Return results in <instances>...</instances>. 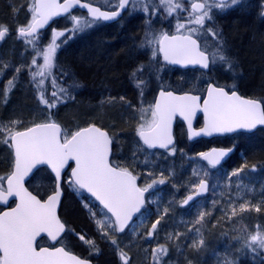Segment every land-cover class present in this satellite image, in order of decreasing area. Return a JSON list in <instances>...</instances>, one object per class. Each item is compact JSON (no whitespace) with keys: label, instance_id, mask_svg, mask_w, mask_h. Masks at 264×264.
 <instances>
[{"label":"snow or ice","instance_id":"1","mask_svg":"<svg viewBox=\"0 0 264 264\" xmlns=\"http://www.w3.org/2000/svg\"><path fill=\"white\" fill-rule=\"evenodd\" d=\"M130 0H119L118 9L124 10L129 6ZM138 0H132L131 7L133 10L137 7ZM242 0H203L195 2L189 0L191 10L188 11L183 7L181 0H159V4L153 5V8L162 7L168 16L180 11H188L186 24L177 23L176 30L179 33L185 29L184 35L168 36L162 33L159 38L149 30L145 33V40L148 44L156 43L160 45V51L164 54V60L171 64H192L199 65L203 69H210V64L225 65L227 70L235 72V62L227 54V48L222 33L214 25L205 27L206 21H213V9L223 12L233 6L239 5ZM81 6L89 10L91 19L82 22L75 15L71 16L74 26L69 30L76 33L95 25L98 21H110L120 16V11H101L99 7H92L90 4H81V0H65L60 4L57 0H38L30 8L32 13L31 22L26 27H20L18 33L21 37L35 38L38 28H43L48 21L54 16H60L62 13H70V9ZM141 11L147 13L149 4L143 3ZM187 25H196L198 27H187ZM8 29L0 27V41H2ZM210 34L214 43L209 46L205 40V47L201 49L198 39L193 38V34ZM65 36L64 32H54L53 38L47 45V51L43 53L44 66L37 72L32 73V79L37 76L41 77L36 83L37 89L40 90L39 100L49 109L55 108L58 103L72 98L69 88L76 89L81 85L75 80L69 87L57 83V79L52 75V69L55 67V53L60 47L56 38ZM149 36L152 38L149 39ZM65 41H61L63 44ZM34 43V39L29 40ZM143 46V45H142ZM155 55V53H153ZM35 63V60H33ZM143 70V66L134 70L131 74L135 86L141 90L144 81L137 76L138 72ZM19 72V69H16ZM47 74V75H46ZM71 74L61 71V76H70ZM50 77V86L52 88L51 98L45 96L43 87L45 80ZM15 77L9 80L10 91L15 87L13 81ZM233 85V89H234ZM160 99L155 102L151 111V121L141 123L137 129V135L143 141L144 145L149 148L157 146L168 148L173 143L170 132L171 121L179 113L188 120L189 128L192 125V117L200 108L199 96L182 95L176 96L171 91H161ZM5 94V101H6ZM123 99V97H121ZM203 112L207 117V126L201 129V132H193V135L201 133L211 135L212 131L233 132L237 128L253 129L258 124L264 125V103L257 99H245L237 95L233 90L231 94L224 87L210 84L207 88V99L203 104ZM16 122H13L15 124ZM5 133L10 137V147L14 148L15 154V171L8 178L9 195L19 196L20 203L12 208L9 212L0 215V264H88L76 256L70 255L63 247L54 249L41 248L37 250L34 246L35 238L41 233H47L52 240H57L58 234L65 230V224L60 221L56 215V205L60 193L51 195L41 202L36 196L32 195L27 189L23 188V177L37 164L51 165L56 177L59 178L60 170L69 160L75 161V169L71 175L74 177L73 184L80 189H86L97 200L103 204L104 208L112 214V218L97 220L99 229L105 236L108 232L105 230V223L114 232H123L128 222L132 219L134 213L140 212L144 207V193L153 188L156 184H163V178L153 180L144 188L137 186V176L133 175L128 168L114 166L109 162L112 139L108 132L103 131L95 124L80 129L71 135L61 136L60 125L54 121L48 123L36 124L26 131H15L11 128H5L0 125V142L9 144V139L5 138ZM173 154L175 148L171 149ZM228 151L220 150L213 153H201V157L208 161L211 167H215L220 160L228 154ZM239 170L232 175H238ZM207 173H205L206 175ZM13 181H15V193H13ZM199 191L196 195L208 191L207 182L201 180L198 184ZM193 195H189L183 204L187 205L193 200ZM0 200L7 203L3 193H0ZM246 205H241V210ZM259 211V208H256ZM166 214V213H165ZM235 210H233V215ZM163 217L161 216V219ZM204 213H199V220H203ZM199 222V221H197ZM160 220L157 219L151 225L148 235L155 232ZM71 232V229H68ZM177 239L179 236L177 235ZM84 240L83 236L79 237ZM93 244V241H85ZM116 244L115 239L112 240ZM203 240L198 245L202 246ZM253 252L264 250V233L257 230L256 234L250 235L245 245ZM124 264H127L128 258L124 252L120 253ZM167 255V248L159 246L153 251V257L156 264H159V258ZM231 264V262H228Z\"/></svg>","mask_w":264,"mask_h":264},{"label":"rangeland","instance_id":"2","mask_svg":"<svg viewBox=\"0 0 264 264\" xmlns=\"http://www.w3.org/2000/svg\"><path fill=\"white\" fill-rule=\"evenodd\" d=\"M28 1L26 3L24 2L26 6H24L23 10L25 12H28L31 8L30 2ZM90 1L103 6V8L110 9L118 6L119 2V0ZM143 3L149 4V11L147 13L142 11V13L145 14L147 22L145 23V28L142 30L143 34L141 35V27H138V20L141 18H134V15L137 11H141L140 8ZM241 3L246 7V9H248L246 12L250 13V15L252 13V11H250V6L252 4L257 5L260 14L258 20L259 22L264 21V17H262V14L264 15V0H259L258 4H255L251 0H243ZM158 4L159 0H138L136 9L133 10L131 7L127 11L124 19L120 22V24H118L121 30L116 33L112 31L111 28L103 29L105 30L103 32L98 31L99 29L103 28H100V26L97 25L98 23H102L101 21H98L95 25L88 27L83 31L70 34V32L68 33V29L71 27L72 23L74 24V21H72V19H65L59 21L56 26L53 27V30L49 31L47 34L42 33L35 36V38L16 36L5 39V41L0 44L1 100L2 97H4L3 94L5 89L7 85H9L8 82L11 80L10 78L14 72V74H17L20 73V71H26L25 74L29 75L30 72L27 71H29L31 68L33 72H37L44 66L43 53L47 51V45L53 38L54 32L65 33V36H62L64 37L63 41L65 42L57 49L55 53V61L61 47L69 45L73 39H79L80 41L83 39L85 41L86 39V41H88L90 37H96V40L100 43H104V45H113V43L120 45L121 42L127 45L125 53L129 52L131 49V52L135 54V57L139 54L142 55L141 59H143L140 60L141 64L139 66L150 67V72H148L146 76L141 79L144 81V89L142 94L139 93L138 95L134 90L133 93L128 95H135L136 98H132V101L127 100L124 104L132 113L134 122L133 127L136 131V139L139 137L137 135V129L139 125L141 123L150 122L152 119V103L157 90L160 87L170 86L169 82L165 79V69L158 65V54L155 50L156 43L148 44L145 40V33L149 32V30H151V32L154 33L157 38H159L165 31L170 30L168 26L170 25L169 23L171 20H173L172 16H168L162 7H157L155 9L153 8V5L158 6ZM160 9L163 10L162 14H158ZM77 18L82 22L89 20V18L82 14H78ZM30 22L31 19H28V21L26 19H19L14 23L18 24L19 29L20 27H26ZM124 26L127 30H124ZM72 28L73 27L70 29ZM66 34L68 35L66 36ZM151 38L152 37L149 36V39ZM32 39H34V43H29V40ZM153 53H155V55H153ZM12 54L16 56L17 62H14L13 59H9L12 58ZM33 60H35V63H33ZM16 69H19V72H17ZM226 71H228L227 74H231L232 76V79H229V83L232 86H235L241 73H238V70H235V72L229 70ZM39 78L41 79V77ZM28 85L29 82L27 83V86ZM179 86H182V84ZM111 91L112 90L110 89L107 91L102 90L101 94L99 95L100 100L105 101L108 99L109 102L113 104V102H115V98L112 97ZM120 97L124 98L122 95ZM10 115V117L13 118L7 120H4V118L0 117V125H4L6 129L11 128L13 132L25 128L23 126L34 122L31 116L23 119L21 117H17V115L14 116V114ZM13 122L16 123L13 124ZM76 126L78 125L75 124V126H72V129L73 127L76 128ZM107 126L110 127L116 141L118 139L119 142H121L119 139V134L116 132L115 124L108 122ZM179 131L180 133H183L181 127H179ZM64 135H67L68 137L70 136V134ZM5 138L9 139V144L0 142L2 150L1 152L4 153L0 156V160L4 161V163L6 160L7 163H5V168H0V176L4 174V177L2 178H5L10 173L14 161L12 147L9 146L11 144L10 137L7 136V133H5ZM250 140H256L258 142L264 143V132L260 131L254 135H251L248 141ZM180 146L181 143L174 147L175 153L173 154L171 149L167 151H156L155 149L149 147L146 148V146H143V144H139L137 140H134L130 144L131 151L127 152V155L124 153L123 156V152L120 150L122 146L119 145L118 141L116 145L113 144V148L116 150H114L116 153V157L114 159L115 163H120L122 167L128 168V170L131 172H135L139 179H141V184H143L144 187H146L148 184H151L153 180H159L161 178L165 180V183L156 184L150 189L145 209L125 232H114L108 227V224L105 223V230L108 232L107 236H105L104 233L99 229L97 220L107 221V219L112 218V216L100 204L93 203L92 200H95L88 196L89 199H85L86 202L85 200H82V205L84 209H86L89 218H91L93 221L92 223V221L88 219V221L91 223V232L87 227H85L83 229V234H81L75 231L73 226L69 227L68 229H71L72 231L69 232L67 230V233L63 238L64 246H66V248L74 249V245L77 243L79 245L77 248L81 249V251H85L89 256L88 259H91L94 264H96V259H98L97 256L102 254L101 247L99 244H97V242L98 240L102 242L107 241L106 245H111L113 250L115 249L113 251L111 248V251H113L114 255L116 254L119 260H121L120 264H124V260L120 255L121 251L124 252L128 258L127 264H145V260L142 259L140 262L136 260L135 257L133 258V255L135 254L130 253V251L134 250L135 252V247L139 246L141 243H146L148 240L153 241L156 246L155 249H157L162 243L159 241V239H156L155 241L153 240L155 238V232H153L151 236L148 235L149 231L151 230V225L155 223L157 219L160 221L166 219L168 222L174 220L175 223H178L177 216H175L177 213L176 211L186 206L183 204V201L191 193L195 192L196 187L201 180L206 179L209 181L210 185L209 192L202 198V200L199 199L195 202V204L192 205L196 208L190 209H192L194 214H196V219L197 216L199 218V213H204V215L207 217L215 214L217 216L223 215L225 216L226 221L228 220L227 231L223 232V230L220 233L221 241L226 243L225 249H223V252L220 253L221 256L224 257V259L221 258L223 262H225L223 264H228V262H231V264H241V262L244 260L249 264H264V250L253 252L251 249L245 246L250 235L256 234L258 229L260 232L264 233V216L256 210L257 207L264 208V177L259 178L257 176L259 175V172L263 170L262 166L264 162L260 160L259 162L251 164L245 170L240 168L238 169V175L233 176L232 173L236 172L237 170L223 172V169L216 170L215 168L209 167L205 162L202 161L200 154H186L184 151H181L185 158L181 157L178 159V148ZM179 160H182V163H179ZM188 162L189 165L186 166ZM230 163L235 164L234 161H231ZM6 168L7 171L5 170ZM186 170L187 172L182 174V172ZM205 173L207 174L205 175ZM262 174H264V171ZM48 178L49 177L46 174H41L35 180V184L42 187ZM53 185L54 187L52 186L51 181V191H53L55 188V182ZM164 186H166V189L170 188L171 192L173 191V194L168 193V196H165L162 192V187ZM64 189L67 191V196L74 199L75 201L78 200L82 194L85 195L73 184L68 175L65 176ZM250 196H254L252 200L255 201L257 205L247 206L249 204L247 200ZM241 205H246V207L241 210ZM233 210H235L234 215ZM161 216L163 217L162 219ZM197 220L201 222V220ZM80 236L84 237L83 241L79 239ZM113 239H115L116 244L112 243ZM228 239H230L229 242L225 241ZM85 241H93L94 245L85 243ZM166 247L168 248V246ZM143 251H146V248H142V254ZM152 259L154 260V257ZM159 264H163L162 261H159Z\"/></svg>","mask_w":264,"mask_h":264},{"label":"trees","instance_id":"3","mask_svg":"<svg viewBox=\"0 0 264 264\" xmlns=\"http://www.w3.org/2000/svg\"><path fill=\"white\" fill-rule=\"evenodd\" d=\"M20 1L21 0H10L12 4L17 6H19ZM1 10H3L7 17H12L15 11L12 8H7L6 5L5 8L2 7ZM86 17L89 18L88 16ZM235 20V23L231 26V31L234 35L235 44L238 45L243 54L244 68L247 75L245 89L249 92L259 91L264 93V21L259 22L257 18L251 15H241ZM58 22L59 21H55L48 29L41 32V34H47L49 31L53 30V27H55ZM10 23L14 22L4 21V24L7 26L11 25ZM73 25L72 23L71 27H73ZM71 27H69V29ZM124 30L127 29L124 27ZM67 35L68 34H66V36ZM63 39L64 37L57 38L58 44L63 45L61 44ZM77 40L79 39H73L69 45L61 47L57 54V59L54 61L55 67L52 69V75L56 77L58 84L69 87L72 81L75 80L81 85L76 89L69 88L72 98L66 99L64 102L58 103L55 108L49 109L39 100L40 90L37 89L36 83L40 78L36 77L35 80L32 79V68L27 71L30 72L29 75L25 74L26 71H20V73L17 74H14V72L10 79L15 77L13 81L15 87L7 91L9 87V85H7L2 100V92L0 91V117L7 120L13 118L10 117V114H14V116L17 115V117L23 119L31 116L34 122L23 126L25 128L36 123L54 121L61 124L64 129V134L68 135H71L81 127L95 124L108 130L113 139V143L116 145L118 141L119 145L122 146L120 150L123 152V156L124 153L127 155V152L131 151V142L137 140L139 144L141 143L139 137L135 139L136 131L133 127L134 122L132 113L129 108L124 105L126 101L121 99L120 96L133 93L135 90V83L131 74L141 66H133L137 58L135 54L131 52V49L129 52L125 53L127 45L124 43L120 42V45L115 43H113V45H104V43L98 42L96 37H90L88 41H86V39L85 41L84 39L81 41ZM9 59H13L14 62H17V58L13 54L12 58ZM149 70V68L143 67V70L137 73L138 78L143 79L146 74L150 72ZM61 71L68 72L71 75L61 76ZM28 82L29 85L27 86ZM43 87L45 89V96L51 98L52 88L50 86V77L45 80ZM109 89L112 90V97L115 98L113 104H111L108 99L104 101L100 100L99 97L102 90L107 91ZM5 94L7 96L6 101ZM108 122L115 124L116 132L119 134L121 142H119L118 139L116 141L110 127L107 126ZM75 124L78 126L72 129V126H75ZM181 141V146L178 148V159L181 157L185 158L181 151H184L186 154L197 155L209 145L206 140L199 141L195 147L185 145L183 139ZM242 149L244 150V163H240L237 154H235L231 157L232 159H230V161L216 170L223 169V172H230L240 168L245 170L251 164L259 162L260 160L264 162L263 142L250 140ZM1 151L0 146V156L4 154ZM115 151H113L112 163L115 166L122 167L120 163H115ZM231 161H234L235 164H231ZM5 163L0 160V168H5L7 164ZM179 163H182V160H179ZM187 165H189V162L186 166ZM262 167L263 170L257 175L259 178L264 177V174H262L264 171V164ZM7 168L5 169L6 171ZM187 170L183 171L182 174H185ZM133 173L136 174L135 172ZM38 174H46L51 179L52 186L54 187V179L47 169H40ZM165 187L166 186L162 187V192L165 196H168V193L173 194L170 188L166 189ZM202 198L203 197L197 198L176 211L177 213L175 216H177L179 224L175 223L174 220L168 222L166 219H163L157 225L154 235L155 238L153 240L159 239L162 243L160 246H168V248L166 247L167 255L165 257H158L159 261H162L163 264L225 263L222 260L224 257L221 256L220 253L225 249L226 243L221 241L220 233L223 230V232L227 231L228 220L226 221L223 215L217 216L215 214L210 217L204 215L203 220L197 222L199 218L197 216L196 219V214H194L193 210L190 208H196L192 205L195 204L197 200H202ZM253 198L254 196L249 197L247 200L249 204L247 206L257 205L255 201L252 200ZM85 199H89V197L82 194L81 197L75 201L67 196V191L64 189V198L60 210V216L67 224L68 228L73 226L75 231L81 234H83V229L85 227L91 232V223L88 219L90 221L92 220L89 218L86 209H84L82 205V200ZM92 202L98 204L93 200ZM259 204L262 205L261 203ZM258 212L264 216V208L259 207ZM177 235L179 236L178 239L176 238ZM201 239L204 242L203 245L198 247L194 246L198 245ZM225 241L229 242L230 239ZM106 242L107 241L102 242L99 240L97 242L101 247L102 254L97 256L98 259H96V264H120L121 260L113 253L115 249L113 250L111 245H106ZM78 246L79 245L75 243L74 249H68L82 257L89 258L85 251H81V249L77 248ZM111 248L113 251H111ZM142 248H146L143 254ZM155 248L154 242L148 240L146 243H141L139 246L135 247V252L133 250L130 251V253L135 254L133 258L135 257V259L140 262L143 259L147 264L151 262V264H156V259H152L153 250ZM241 264L249 263L244 260Z\"/></svg>","mask_w":264,"mask_h":264},{"label":"flooded vegetation","instance_id":"4","mask_svg":"<svg viewBox=\"0 0 264 264\" xmlns=\"http://www.w3.org/2000/svg\"><path fill=\"white\" fill-rule=\"evenodd\" d=\"M27 1L28 0H26V1L21 0L19 3V6H17V5L12 4L10 2V0H0V27H6L8 29V33L6 34L5 38L0 42V44H2L5 41V39H7V38L20 36L18 34V27H19L18 24H11V25L7 26V25L3 24L4 21L16 22L19 19H26L27 21H28V19L29 20L31 19L32 13L30 12V10L28 9L29 10L28 12L27 11L25 12L23 10L24 6H26L24 4V2L26 3ZM85 1L96 4L90 0H85ZM251 1L254 2L255 4L256 3L258 4V2H259V0H251ZM28 2H30V5L32 7V5L35 3V0H29ZM131 2H132V0H130L129 4ZM181 2H182L183 7L185 9H187L188 11L191 10L189 0H186V1L181 0ZM195 2H203V0H195ZM118 4H119V2H118ZM5 5L7 6V8H12L15 10L13 12L14 14L12 17L5 16L3 10H1L2 7L5 8ZM96 5H98V4H96ZM98 6L103 8V6H101V5H98ZM116 8H117V6L115 8H112V9H110V8H103V9L114 10ZM250 8H251L250 11H252L251 16L258 19L260 17L258 6L252 4L250 6ZM128 10L129 9L127 8L125 13L123 14L124 17H125ZM246 10H248V9H246V7L242 5V3H240L239 5L233 6V7L229 8L223 12L219 11L218 9H213V12H212L213 21H206V24H205V27L214 25L215 26L214 30H215V28H218L220 30V32L222 33V36L225 40V43H226L227 54L235 62V70H238V73H241L238 77V82L236 83L234 89H233V86L229 83V79H232V76H231V74H227L228 71H226L227 67L225 65L210 64V69H203L199 65L189 66V67L172 65V64H170L164 60L163 54L159 50L160 45L156 44L155 50L158 54V65H160L161 67H163L165 69V74H164L165 79H166V81L169 82L170 86L169 87H160L157 90L155 97L153 99V103H152L153 108H154L155 102L157 100V97H158V94L160 91H165V92L173 91V92L179 93V94L192 93L194 95L200 96L201 100H203L206 97L207 88L210 84H212L214 86L224 87L225 90L228 91L229 93H231L233 90H235L236 92H238L243 97L257 99V100H260L262 103H264L263 102V100H264V93L263 92H259V91L258 92H256V91L255 92H249L245 89L246 83H247V75L245 74L246 71L244 68L243 54H242L241 49L238 47V45L235 44L236 42L234 40V35L231 31V26H232V24L235 23V21H236L235 19H237L241 15H250V13H247ZM188 11H180L179 9H177V13H174L172 15L173 20H171V22L169 23L170 25L168 26V28L170 30L165 31L164 33L169 34V35H184V34H186L185 29H181L180 32L178 33L176 30V25H177V23L186 24V18L188 16ZM159 13L162 14L163 10L160 9L158 14ZM78 14L88 16V14L86 12L77 9V10L71 11L67 16L60 18L56 21L71 19L72 15H75L77 17ZM143 17L145 18V14H143ZM262 17H264L263 14H262ZM89 19H91V18L89 17ZM117 21H119V19ZM117 21L112 22L110 24H112V25L118 24ZM187 27H198V26L187 25ZM41 32H39L37 35L41 34ZM141 32L143 33V31H141ZM193 38L198 39V42L200 43L201 49H203L205 47V44H204L205 40L208 41L209 46L213 45V43H214L210 34H207V33L200 34V35L193 34ZM142 59H140V60H142ZM146 68H150V67H146ZM180 84H182V86H179ZM123 96H124L123 99L125 101H127V100L132 101V98H136L135 95H123ZM202 125H203V118H202V115H199V117L197 118V122H196L195 126H196V128H199ZM179 127H181V129L183 130V133H180ZM260 131L264 132V127L257 128L253 132H237V133L232 134V135L215 136L212 138H199V139L194 140V141H189L185 124L181 120L177 119L176 123H175V127H174V134H175L176 141H175V144L173 147L177 146L179 143H182V141H181L182 139H183V143L185 145H191L192 147H195L199 143V141L206 140L209 145L206 146V148L203 151H201L199 154L205 152L206 150L211 149L212 147H226V148L234 147V152L232 153V155L226 160V162L224 164L215 168V169H217V168H220L221 166L225 165L228 161H230V159H232L231 157H233L235 154H237L238 161L240 163H244L245 162V159L243 158L244 150L242 148L245 147L246 144L249 143L248 139L250 138L251 135H254ZM139 139H140V137H139ZM140 143L143 144L141 139H140ZM143 146L147 147V145H144V144H143ZM182 147H183V144H182ZM13 163H14V161H13ZM12 169H13V165L11 167V171H12ZM41 169H43V168H41ZM11 171H10V173H11ZM8 175L5 178H2V177H4V174L0 176V189H2L4 191L6 190L5 180L8 177ZM134 175L137 176V174H134ZM38 177H39V174L37 172L27 182V187L41 201H45L52 193V191H51V180L49 178L46 179L43 186L40 187V186H37L35 184L36 183L35 180ZM137 179H138L139 186L141 188H144L143 184H141L142 181H141V179H139L138 176H137ZM196 189H197V187H196ZM149 191H150V189H149ZM195 192H196V190H195ZM195 192L190 194V195H193V197H194L193 200L206 196V195L195 196ZM193 200H191V201H193ZM191 201H189V202H191ZM15 205H16L15 200L10 201L7 206L0 205V213L5 211L6 209L13 208ZM63 238L56 245H52L50 240L47 237H41L37 241L36 248L38 250L41 248L51 249V248L57 247L59 245L66 248V246H64V244H63Z\"/></svg>","mask_w":264,"mask_h":264},{"label":"water","instance_id":"5","mask_svg":"<svg viewBox=\"0 0 264 264\" xmlns=\"http://www.w3.org/2000/svg\"><path fill=\"white\" fill-rule=\"evenodd\" d=\"M38 2V0H35V3H37ZM57 2L58 3H60V4H64L65 3V0H57ZM84 3H87V4H90L92 7H99L100 9H101V11H120V16L119 17H117L116 19H114V20H110V21H107V22H109V23H112V22H115V21H117L124 13H125V11H126V9H127V7L124 9V10H120V9H118V7L116 8V9H114V10H108V9H103V8H101L100 6H98V5H96V4H93V3H91V2H88V1H85V0H81V4H84ZM77 9H79V10H82V11H84V12H86L87 14H88V16L91 18V14H90V12H89V10L88 9H86V8H83V7H81V6H76V7H73V8H71L70 9V12L71 11H73V10H77ZM69 13H62L60 16H54V17H52L49 21H48V23L43 27V28H38V30H37V34L39 33V32H41V31H44V30H46V29H48L50 26H51V24L55 21V20H58V19H60V18H63V17H65V16H67ZM19 34V33H18ZM36 34V35H37ZM168 36H173V35H169V34H167ZM1 42V41H0ZM161 47V46H160ZM162 52V51H161ZM162 54H163V52H162ZM163 57H164V54H163ZM168 62V61H167ZM169 63V62H168ZM171 64V63H170ZM172 65H178V66H182V67H189V66H196V65H192V64H172ZM161 92V91H160ZM159 92V93H160ZM174 95H176V96H182V95H193V96H198V95H194V94H192V93H183V94H179V93H175V92H173V91H171ZM237 93V95H239V96H241L238 92H236ZM229 94H231V93H229ZM200 97V96H199ZM241 97H243V96H241ZM243 98H245V99H253V98H247V97H243ZM160 99V96H159V94H158V97H157V100L156 101H158ZM207 99V94H206V97L203 99V100H201V97H200V100H199V104H200V108L199 109H197V111L195 112V114L193 115V117H192V125H191V128H189V125H188V120L187 119H185L183 116H181L179 113H177L174 117H173V119H172V121H171V126H170V132H171V136H172V139H173V143L172 144H170L169 146H168V148H161V147H159V146H157V147H155V148H153V149H159V150H168V149H170V148H172L173 146H174V144H175V141H176V138H175V134H174V127H175V123H176V120L177 119H179V120H181L184 124H185V126H186V129H187V134H188V139H189V141H194V140H197V139H199V138H212V137H215V136H224V135H232V134H235V133H237V132H253V131H255L257 128H260V127H264V125H257L255 128H253V129H251V130H249V129H240V128H237L235 131H233V132H217V131H212V133H211V135H208V134H204V133H201L200 135H198V136H196V135H193V132H201V129H204V128H206V126H207V117H206V115H205V113L203 112V104H204V101ZM199 115H202V118H203V125L201 126V127H199V128H196V122H197V118L199 117ZM42 123H48V122H42ZM55 123H57V122H55ZM37 124H40V123H37ZM57 124H59V123H57ZM36 124H34V125H32V126H30V127H34ZM60 125V128H61V136L63 137L64 136V129H63V126L61 125V124H59ZM91 125V124H90ZM90 125H87V126H84V127H81V128H79L78 130H80V129H83V128H86V127H89ZM97 127H99V128H101L103 131H106V132H108L106 129H104V128H102V127H100V126H98V125H96ZM30 127H28V128H30ZM28 128H25V129H22V130H18V131H26ZM78 130H76V131H78ZM75 131V132H76ZM74 132V133H75ZM74 133H72V134H74ZM108 134H109V136H110V133L108 132ZM71 136H69V138H70ZM111 137V136H110ZM112 139V138H111ZM143 142V141H142ZM10 143H12L11 142V140H10ZM110 148H111V151H110V155H109V162L110 163H112V154H113V141H112V144H111V146H110ZM229 149H231V151H228V154L226 155V156H224L221 160H220V163L218 164V165H216L214 168H216V167H218V166H220V165H222V164H224L225 162H226V160L232 155V153L234 152V147H231V148H226V147H212L211 149H209V150H206L205 152H203V153H213V150H216V152H219L220 150H225V151H227V150H229ZM12 151H13V156H14V163H13V169H12V171H11V173L8 175V177L6 178V180H5V188H6V190L4 191V190H2V189H0V193H3V195H4V197H5V199L7 200V203H4L2 200H0V205H3V206H7L8 204H9V202L10 201H13V200H15L16 201V205L13 207V208H15L19 203H20V198H19V196H16L15 194H13V195H9L8 194V192H7V189H8V178L12 175V173L15 171V154H14V148H12ZM201 159L204 161V162H206L207 164H208V161H206V160H204L202 157H201ZM209 165V164H208ZM210 167H211V165H209ZM75 167H76V165H75V161L74 160H69L68 162H67V164L60 170V176H59V178H57L56 177V173H55V171H53V169H52V166L51 165H41V164H37L35 167H33L24 177H23V180H22V185H23V188L24 189H27V191L28 192H30L32 195H34L29 189H28V187H27V182L33 177V175L39 170V169H41V168H46L49 172H50V174L52 175V177L54 178V181H55V188H54V191L51 193V195H55L56 193H57V191L60 193V195H59V197H58V203H57V205H56V215H57V217L60 219V221L62 222V223H64L65 224V230L63 231V232H61L60 234H58V237H57V240H52V238L51 237H49L48 235H47V233H44V232H41L36 238H35V241H34V246L36 247V244H37V241L39 240V238H41V237H47L49 240H50V242H51V244L52 245H55V244H57L58 242H59V240H61V238L65 235V233H66V231H67V225H66V223L62 220V218H61V216H60V208H61V206H62V202H63V198H64V188H63V182H64V177H65V175H66V173H69V176H70V179L72 180V182H73V180H74V177L71 175V173H72V171L75 169ZM133 174V173H132ZM134 175V174H133ZM204 181H206L207 182V185H208V187H209V182L207 181V180H205L204 179ZM136 184H137V186L138 187H140L139 186V183H138V179H137V181H136ZM13 193H15V191H16V189H15V181H13ZM77 187V186H76ZM78 188V187H77ZM141 188V187H140ZM78 189H80V188H78ZM83 193H85L86 195H88V196H90V197H92L93 199H95L103 208H104V206H103V204H101V202L99 201V200H97L91 193H89L86 189H80ZM149 191V190H148ZM148 191L147 192H145L144 193V207H145V205H146V196H147V193H148ZM199 191V189H198V187H197V189H196V192H195V196H202V195H205V194H207V192H204V193H201L200 195H196V193ZM50 195V196H51ZM34 196H36V195H34ZM37 197V196H36ZM37 199H39L38 197H37ZM40 200V199H39ZM47 200V199H46ZM41 202H44V201H41ZM144 207H142L141 208V210H140V212H138V213H134L133 214V216H132V219L128 222V226L127 227H125V229H124V231L130 226V224L137 218V216L141 213V211L143 210V208ZM12 209V208H11ZM11 209H6L5 211H3L2 213H0V215H3V213L4 212H9V211H11ZM105 209V208H104ZM106 211H107V209H105ZM108 212V211H107ZM111 216H112V214L110 213V212H108ZM113 219H114V217H113ZM123 231V232H124ZM120 233H122V232H120ZM57 247H63V246H61V245H59V246H57ZM54 248H56V247H54ZM54 248H51V249H54ZM64 249H65V251H67V252H69L70 253V255H73V256H76V257H78V258H80V259H82V260H85V261H87L88 262V264H94V262L91 260V259H88V258H84V257H81L80 255H78V254H76V253H74V252H72V251H70V250H68V249H66L65 247H63ZM50 249V250H51ZM38 250V249H37ZM40 250V249H39ZM69 264H71V262H69Z\"/></svg>","mask_w":264,"mask_h":264},{"label":"bare ground","instance_id":"6","mask_svg":"<svg viewBox=\"0 0 264 264\" xmlns=\"http://www.w3.org/2000/svg\"><path fill=\"white\" fill-rule=\"evenodd\" d=\"M131 3H132V2H131ZM131 3L129 4L130 6L127 7L128 9L131 8ZM126 10H127V9H126ZM143 14H144V13H142V11H137V12L135 13V15H134V18H141V19L138 20V27H141V31L144 30V28H145V23L147 22V19L143 17ZM123 17H124V15H122V16L119 18V21H117L118 24H120V22L124 19ZM122 18H123V19H122ZM121 19H122V20H121ZM145 19H146V20H145ZM120 20H121V21H120ZM101 22H102V23H98V24H97L98 26H100V28L103 27V28H101V29L98 30V31H100V32L105 31V30H103V29H110V28H111V30L114 31L115 33L121 30V29L119 28L118 24L112 25V24H110V23L107 22V21H101ZM10 24H14V23H10ZM110 25H112V26H110ZM124 27H125V26H124ZM124 27H123V28H124ZM7 33H8V32H7ZM142 34H143V33L141 32V35H142ZM35 36H37V35H35ZM141 57H142L141 54H139V55L136 56L137 60H136L135 64L133 65L134 67H137V66L140 65V63H141V61H140ZM141 87H142V89H144V86H143V85H142ZM134 89H135L136 94L141 93V90L138 89L136 86H135ZM31 126H32V125H31ZM29 127H30V126H29ZM27 128H28V127H27ZM212 168H213V167H212ZM209 188H210V185H209V187H208V192H209V190H210ZM208 192H207V193H208ZM205 195H207V194H205Z\"/></svg>","mask_w":264,"mask_h":264}]
</instances>
